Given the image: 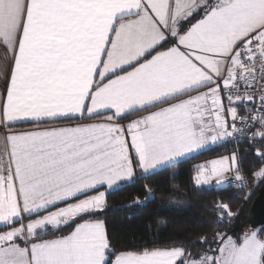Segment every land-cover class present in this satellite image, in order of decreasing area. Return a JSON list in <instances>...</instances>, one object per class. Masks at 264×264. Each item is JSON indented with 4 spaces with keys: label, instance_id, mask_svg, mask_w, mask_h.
Masks as SVG:
<instances>
[{
    "label": "snow or ice",
    "instance_id": "snow-or-ice-1",
    "mask_svg": "<svg viewBox=\"0 0 264 264\" xmlns=\"http://www.w3.org/2000/svg\"><path fill=\"white\" fill-rule=\"evenodd\" d=\"M0 48V264H264V228L119 249L103 218L210 145L196 187L264 181V0H0Z\"/></svg>",
    "mask_w": 264,
    "mask_h": 264
},
{
    "label": "trees",
    "instance_id": "trees-1",
    "mask_svg": "<svg viewBox=\"0 0 264 264\" xmlns=\"http://www.w3.org/2000/svg\"><path fill=\"white\" fill-rule=\"evenodd\" d=\"M130 116L132 115L128 117ZM232 147L230 143L216 145L180 161L175 167H169L158 175H151L148 179L137 178L134 182L125 183L121 190L109 192L103 218L106 220L113 244L119 249H134L143 241L156 238L163 242L204 234L211 236L215 230L227 232L236 238L244 231L255 230L247 226L245 220L250 204L264 181L259 182L250 195L244 188H198L193 183L192 178L198 163L227 155ZM247 147L246 143L239 144L241 150ZM245 164L253 165L250 156L245 160ZM246 177H251L250 173H246ZM146 183L153 186L154 196L141 205L129 206L135 196L144 199L143 185ZM218 199L229 203L233 212H238L232 221L215 222L216 215L212 211V205ZM171 202L175 206L168 205ZM262 228L264 227L256 230ZM66 231L68 229H65Z\"/></svg>",
    "mask_w": 264,
    "mask_h": 264
},
{
    "label": "water",
    "instance_id": "water-1",
    "mask_svg": "<svg viewBox=\"0 0 264 264\" xmlns=\"http://www.w3.org/2000/svg\"><path fill=\"white\" fill-rule=\"evenodd\" d=\"M245 224L251 229L264 227V183L250 204Z\"/></svg>",
    "mask_w": 264,
    "mask_h": 264
},
{
    "label": "crops",
    "instance_id": "crops-1",
    "mask_svg": "<svg viewBox=\"0 0 264 264\" xmlns=\"http://www.w3.org/2000/svg\"><path fill=\"white\" fill-rule=\"evenodd\" d=\"M3 55H4V49H3V48H0V56H3ZM4 86H5L4 83H3V82H0V92L3 91ZM137 115H138V114H134V115L128 117L127 119H128V120L135 119V118L137 117ZM60 123H69V122H68V121H61ZM34 127H35V125H33V124L30 123V122H19V123H17V124L15 125V129H16L17 131H21V132H22V131L33 130ZM221 144H223V143H221ZM211 146L214 147V146H216V145H210L209 147L211 148ZM208 149H209V148H208ZM204 150H207V149H204ZM204 150H201L200 152H202V151H204ZM200 152H198V153H200ZM198 153H192V154H189L187 157L181 158L180 161H182V160H184V159H187V158H189V157H191V156H194V155H196V154H198ZM217 158H218V157H217ZM210 186H211V187H217V188H218V186L215 184V182H213V184L210 185ZM101 190H103V189H101Z\"/></svg>",
    "mask_w": 264,
    "mask_h": 264
},
{
    "label": "rangeland",
    "instance_id": "rangeland-1",
    "mask_svg": "<svg viewBox=\"0 0 264 264\" xmlns=\"http://www.w3.org/2000/svg\"><path fill=\"white\" fill-rule=\"evenodd\" d=\"M211 147H212V146H211ZM208 148H210V147H208ZM208 148H206V149H208ZM201 163H203V162H201ZM198 164H200V163H198ZM245 184H246V187H245L244 189H245L246 193H247L248 195H250V194L252 193L254 187H255L252 178H251V177H247V178H246V181H245ZM205 186L209 187L210 185H205ZM218 187H223V186H218ZM168 205H173V206H175V204H174L173 202L169 203ZM255 230H256V229H255ZM248 231H249V230H248Z\"/></svg>",
    "mask_w": 264,
    "mask_h": 264
},
{
    "label": "built area",
    "instance_id": "built-area-1",
    "mask_svg": "<svg viewBox=\"0 0 264 264\" xmlns=\"http://www.w3.org/2000/svg\"><path fill=\"white\" fill-rule=\"evenodd\" d=\"M257 103H258V101H257ZM241 143H246V142H241ZM231 144V143H230ZM246 145L248 146V144L246 143ZM258 146V145H257ZM227 186H232V187H235L234 186V184H232L231 182H229L228 184H227ZM235 188H237V187H235Z\"/></svg>",
    "mask_w": 264,
    "mask_h": 264
}]
</instances>
